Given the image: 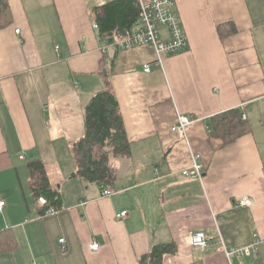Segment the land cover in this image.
Listing matches in <instances>:
<instances>
[{
    "label": "crops",
    "instance_id": "obj_1",
    "mask_svg": "<svg viewBox=\"0 0 264 264\" xmlns=\"http://www.w3.org/2000/svg\"><path fill=\"white\" fill-rule=\"evenodd\" d=\"M114 1L9 0L0 26V233L14 244L0 264H139L168 242L177 252L162 264H229L222 244L256 240L254 253L230 263L264 264V0H175L188 48L162 64L151 47L123 50L119 32L93 28V9ZM104 75L131 156L110 158L116 179L100 188L70 177L71 146ZM231 110L249 130L225 145L210 137L211 119ZM178 116L196 120L186 140L171 132ZM192 152L202 183L181 174ZM34 160L59 193L54 214L31 191ZM105 188L112 194L102 197ZM245 197L253 204L238 206ZM199 232L205 248L189 244Z\"/></svg>",
    "mask_w": 264,
    "mask_h": 264
},
{
    "label": "trees",
    "instance_id": "obj_2",
    "mask_svg": "<svg viewBox=\"0 0 264 264\" xmlns=\"http://www.w3.org/2000/svg\"><path fill=\"white\" fill-rule=\"evenodd\" d=\"M94 20L100 34L108 36L122 32L136 23L139 9L136 0H118L93 9ZM10 18L9 0H0V26ZM104 89L96 93L85 105L83 113V136L71 146L75 163L72 179L100 188L114 184L116 175L111 169L110 158H129L131 144L127 140L118 104L110 87L107 75L103 76ZM239 110H231L211 119V136L221 138L225 145L233 143L248 132V126ZM30 187L36 199L44 197L47 208L59 203V193L50 188L49 170L41 161L28 163ZM239 201V200H238ZM237 201V204H238ZM0 233V252L9 251L14 239ZM177 252L174 242L158 243L139 258V264H162L166 256Z\"/></svg>",
    "mask_w": 264,
    "mask_h": 264
},
{
    "label": "built area",
    "instance_id": "obj_3",
    "mask_svg": "<svg viewBox=\"0 0 264 264\" xmlns=\"http://www.w3.org/2000/svg\"><path fill=\"white\" fill-rule=\"evenodd\" d=\"M139 9L138 19L129 29L120 32L116 44L123 50H128L136 47H151L156 55L157 62L163 63L167 57L177 55L187 50L188 42L185 31L182 27L179 15L176 10L175 0H136ZM94 29H98L97 24H93ZM19 33V30L15 31ZM150 66L144 67V72L148 73ZM243 118L245 116H242ZM196 120H189L185 117L178 116L177 122L171 127V132L177 134L180 138L186 140L187 128ZM23 155L19 157L20 160ZM181 174L188 179L197 180L200 183L203 181L204 171L201 156L198 153L192 152L190 164L187 168L181 171ZM112 194L109 188L103 189L101 196L106 197ZM37 204L46 208L48 203L44 197L37 199ZM253 204L250 198H242L238 201L240 207H250ZM4 206V202L0 200V212ZM53 207L47 208L45 214L51 215L55 213ZM126 216V212H121L117 215L118 218ZM256 237V236H255ZM58 243L64 246L65 240L59 239ZM189 244L192 247L205 248L207 240L202 232L192 234L189 237ZM258 240L247 248L228 250L223 244L222 248L227 260L230 263V257L237 256L242 258L255 252V246ZM92 250L98 248V244L94 243L90 247ZM242 264V263H241Z\"/></svg>",
    "mask_w": 264,
    "mask_h": 264
},
{
    "label": "water",
    "instance_id": "obj_4",
    "mask_svg": "<svg viewBox=\"0 0 264 264\" xmlns=\"http://www.w3.org/2000/svg\"><path fill=\"white\" fill-rule=\"evenodd\" d=\"M110 37H111V34H110ZM110 42H111V40H110Z\"/></svg>",
    "mask_w": 264,
    "mask_h": 264
},
{
    "label": "rangeland",
    "instance_id": "obj_5",
    "mask_svg": "<svg viewBox=\"0 0 264 264\" xmlns=\"http://www.w3.org/2000/svg\"><path fill=\"white\" fill-rule=\"evenodd\" d=\"M57 186H59V185H57Z\"/></svg>",
    "mask_w": 264,
    "mask_h": 264
}]
</instances>
